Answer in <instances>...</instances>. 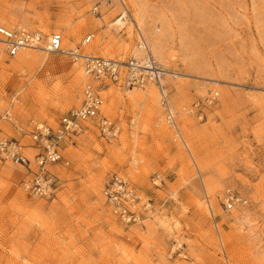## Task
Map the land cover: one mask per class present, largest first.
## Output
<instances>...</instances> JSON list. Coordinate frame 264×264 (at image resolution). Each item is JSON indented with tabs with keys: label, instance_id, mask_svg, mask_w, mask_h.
<instances>
[{
	"label": "rangeland",
	"instance_id": "1",
	"mask_svg": "<svg viewBox=\"0 0 264 264\" xmlns=\"http://www.w3.org/2000/svg\"><path fill=\"white\" fill-rule=\"evenodd\" d=\"M122 10L128 23L116 28ZM16 22L118 60L135 54V24L147 46L146 32L157 35L155 59L176 74L166 83L182 140L157 125L155 88L110 86L103 113L121 134L106 140L88 123L63 143L68 165L49 167L50 198L25 193V170L0 159V264H264V0H0V25ZM82 83L61 54L7 59L0 46V115L9 109L20 126L1 123L3 133L30 146V121L55 130L80 105ZM112 173L152 201L153 221L124 225L110 213L101 190ZM227 188L246 203L226 211Z\"/></svg>",
	"mask_w": 264,
	"mask_h": 264
},
{
	"label": "built area",
	"instance_id": "2",
	"mask_svg": "<svg viewBox=\"0 0 264 264\" xmlns=\"http://www.w3.org/2000/svg\"><path fill=\"white\" fill-rule=\"evenodd\" d=\"M98 14V7L92 9ZM136 44L130 57L118 60L97 56L92 53H82L80 48L67 50L63 45L61 33H52L44 36L37 30L30 29L24 23L16 22L10 26L0 25V46L7 59L19 56H29L30 52L46 54H61L80 66L83 83L81 88V103L71 108L58 122L54 130L44 123L30 121V146L23 145L14 137L3 133L0 127V159L18 165L25 170V177L21 181L22 190L37 198H50L56 191L58 179L49 170L55 164L68 165L62 154V144L67 142L74 145V138L83 132L84 125L95 124L99 135L106 140L116 139L122 131L121 123L112 120L103 113V92L110 86L123 89L155 88L159 97V106L162 110L157 125H163L172 132L174 142H181L182 135L176 123V112L170 101V91L166 77H176L169 73L155 59L145 44L144 38L137 26ZM92 35L84 37L82 45L90 43ZM218 92L208 93L203 100L212 104L217 100ZM202 101L184 107L187 115L200 112ZM8 124L20 129L15 117L9 109L0 115V124ZM30 148L35 153L28 154ZM132 163L136 165L137 159ZM159 178L156 177V180ZM101 197L110 213L124 225H142L146 221L155 219L157 210L150 199H144L135 185L118 173L110 174L104 181ZM246 202L231 189L222 193L221 204L226 211Z\"/></svg>",
	"mask_w": 264,
	"mask_h": 264
},
{
	"label": "bare ground",
	"instance_id": "3",
	"mask_svg": "<svg viewBox=\"0 0 264 264\" xmlns=\"http://www.w3.org/2000/svg\"><path fill=\"white\" fill-rule=\"evenodd\" d=\"M127 12L125 10H122V12L120 14H118V16L116 17V19L113 21V26L116 27V28H123L127 25L128 23V20H127ZM146 37H147V42H148V46L146 44V46L148 47L149 51L153 54V55H158L161 51V39L157 36V35H154V34H148L146 32ZM144 41H146L144 39ZM64 45V43H63ZM65 47V46H64ZM66 48V47H65ZM67 50H74V49H71V48H66ZM89 50V49H88ZM85 51V52H84ZM87 50H83V52L80 50V52L82 53H87L86 52ZM136 52V51H135ZM89 53V52H88ZM137 55V53H135ZM215 83V81H213Z\"/></svg>",
	"mask_w": 264,
	"mask_h": 264
},
{
	"label": "crops",
	"instance_id": "4",
	"mask_svg": "<svg viewBox=\"0 0 264 264\" xmlns=\"http://www.w3.org/2000/svg\"><path fill=\"white\" fill-rule=\"evenodd\" d=\"M135 25L138 26L137 24H135ZM138 27H139V26H138ZM139 30H141L140 27H139ZM141 32H142V31H141ZM142 36H143L144 39H146L143 33H142ZM153 56H154V55H153ZM154 57H155V56H154ZM155 58H156V57H155ZM157 59H158V58H157ZM160 61H162V60H160ZM132 95L137 96V97L140 96L139 93H135V92H132Z\"/></svg>",
	"mask_w": 264,
	"mask_h": 264
}]
</instances>
